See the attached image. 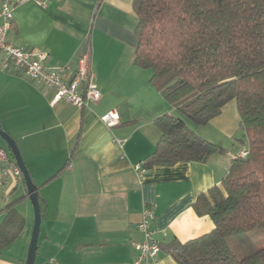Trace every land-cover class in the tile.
<instances>
[{
  "label": "crops",
  "instance_id": "0c3cea01",
  "mask_svg": "<svg viewBox=\"0 0 264 264\" xmlns=\"http://www.w3.org/2000/svg\"><path fill=\"white\" fill-rule=\"evenodd\" d=\"M137 22L133 0H26L15 8L8 35L13 44L48 52L49 66L62 68L66 78L87 56L102 92L86 107L52 105L54 89L0 68V81L8 85L0 88L3 128L17 141L45 202L36 264H133L145 206L155 212L151 228L160 244L210 233L214 222L198 215L194 203L221 185L232 159L248 150L238 136L237 103L230 101L205 125L187 122L223 147L222 153L139 175L135 166L154 152L161 137L156 119L180 112L154 87L152 72L135 64ZM112 110L119 124L109 127L101 117ZM21 186L27 198L24 181L11 182L10 195ZM25 209L18 210L26 219L24 232ZM14 244L0 251V264H24L27 247L19 256L7 255ZM158 264L178 262L161 249Z\"/></svg>",
  "mask_w": 264,
  "mask_h": 264
},
{
  "label": "trees",
  "instance_id": "16d2710c",
  "mask_svg": "<svg viewBox=\"0 0 264 264\" xmlns=\"http://www.w3.org/2000/svg\"><path fill=\"white\" fill-rule=\"evenodd\" d=\"M135 64L152 72L151 82L184 116L156 119L161 137L142 160L151 170L179 162H206L224 148L195 132L235 100L246 156L233 158L221 185L201 193L194 209L214 229L180 242L160 244L178 264H264V0H133ZM2 146L6 147L4 141ZM6 201L0 251L23 232L26 219ZM40 197L42 217L45 202Z\"/></svg>",
  "mask_w": 264,
  "mask_h": 264
},
{
  "label": "built area",
  "instance_id": "2783aa9c",
  "mask_svg": "<svg viewBox=\"0 0 264 264\" xmlns=\"http://www.w3.org/2000/svg\"><path fill=\"white\" fill-rule=\"evenodd\" d=\"M24 1L26 0H0V65L2 70L10 74L23 75L29 80L54 89L52 105L65 101L81 108L88 106L92 101L100 100L102 92L95 82L94 74L89 70L87 56L80 59L76 74L72 78H66L62 68L49 66L48 52L28 50L9 40L8 35L14 20L15 8ZM101 120L109 127H113L119 124V115L117 111L112 110L105 113ZM241 155L246 156L247 151H243ZM135 168L141 176L148 172L142 163H138ZM20 181H23L21 169L8 148L0 144V191L8 192L11 182ZM154 218V210L145 206L142 220L138 225L143 238L136 243L137 254L133 264L159 263L161 246L154 239V230L151 228Z\"/></svg>",
  "mask_w": 264,
  "mask_h": 264
},
{
  "label": "water",
  "instance_id": "95a60500",
  "mask_svg": "<svg viewBox=\"0 0 264 264\" xmlns=\"http://www.w3.org/2000/svg\"><path fill=\"white\" fill-rule=\"evenodd\" d=\"M0 138L5 142L6 147L14 157L17 165L21 169L23 173V181L25 183L27 194L31 199L33 210H34V225L31 235V240L29 243V248L27 251V257L24 264H36V258L39 248V238L41 234V226H42V212L40 205V197H39V187L35 183L32 174L25 162V159L22 155L21 149L17 143V141L8 133L2 126L0 121Z\"/></svg>",
  "mask_w": 264,
  "mask_h": 264
},
{
  "label": "rangeland",
  "instance_id": "374dc122",
  "mask_svg": "<svg viewBox=\"0 0 264 264\" xmlns=\"http://www.w3.org/2000/svg\"><path fill=\"white\" fill-rule=\"evenodd\" d=\"M0 68L2 69L1 66H0ZM6 73H8V72H6ZM7 87H8L7 83L0 81V88L1 89H3V88L6 89ZM8 90H10V88H8ZM232 101L235 103V100H232ZM176 116L184 117L181 113L179 115H176ZM186 120L190 124L193 123L191 121V119L186 118ZM0 121L2 123L1 113H0ZM238 136H239V138H242V139L245 138V141H247L246 137H245V132L241 128H240ZM2 141L3 140L0 138V144H2ZM24 192H25L24 186H21L20 188H18L12 195H10L9 191L8 192L0 191V208L2 207L4 202L8 201L11 198V196L14 197V196L19 195V197H21L22 196L21 194ZM26 205L29 208V213H27V218H28L27 230H25L26 232L23 231V234L21 233L20 237L15 241V244H14L15 249L12 252L7 251L8 256H15V257L19 256L20 249H22V247H23V249L26 247L29 248V243L31 240V235H32V230H33V225H34L33 205H32V202H31V199L29 198V196L27 198H25L24 200H21L19 202L17 201V203L15 204L16 209L21 210L22 212H26V209H25ZM43 233H44V231H43ZM43 233H42L40 240H39V247H40V243L43 242ZM263 235H264V233L261 230H256V231L251 233L252 238H255V239L259 238L261 236L263 237ZM25 260H26V258H25Z\"/></svg>",
  "mask_w": 264,
  "mask_h": 264
}]
</instances>
